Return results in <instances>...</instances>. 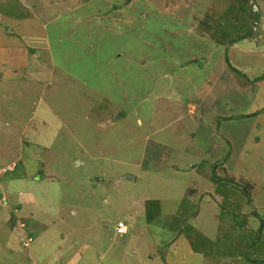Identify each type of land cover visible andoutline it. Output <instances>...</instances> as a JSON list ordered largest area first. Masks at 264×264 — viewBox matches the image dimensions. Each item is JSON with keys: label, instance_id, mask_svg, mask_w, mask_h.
I'll use <instances>...</instances> for the list:
<instances>
[{"label": "rangeland", "instance_id": "374dc122", "mask_svg": "<svg viewBox=\"0 0 264 264\" xmlns=\"http://www.w3.org/2000/svg\"><path fill=\"white\" fill-rule=\"evenodd\" d=\"M125 1L0 0V66L22 77L0 86V146L37 157L53 182L38 193L52 235L33 234L26 251L41 261L60 247L55 264H161L184 235L188 246L207 239L214 264H248L240 251L263 259L264 52L227 42L259 29L264 1ZM14 43L27 55L13 59ZM147 200L159 205L152 221L137 214ZM0 246L14 260L4 234Z\"/></svg>", "mask_w": 264, "mask_h": 264}, {"label": "crops", "instance_id": "0c3cea01", "mask_svg": "<svg viewBox=\"0 0 264 264\" xmlns=\"http://www.w3.org/2000/svg\"><path fill=\"white\" fill-rule=\"evenodd\" d=\"M256 22H257V26H259V29H255L256 31L255 30L253 31L255 32L259 31L260 33L253 32L251 35L245 36L244 38L237 40L235 43L230 45L229 48L232 49L233 51L238 50L241 52H243L245 48H247V51L249 49H253L252 52H255V53L264 52V44H263L264 43V18H259L258 21ZM9 42L10 41L7 40V43ZM9 44H6V45H9ZM0 46H1V49H0V55H1V53L3 52L4 44H1ZM12 48H13V52L14 50H16L13 53V56H12L13 59H14L15 54L20 55V57H21V52L26 54L25 51L21 50L20 48L18 49L15 43H14V46L12 45L10 46V49ZM4 55L7 56L6 54ZM0 63H2V61ZM7 64L8 62L6 61L3 67L0 66V70H2L1 71L2 75L0 76V86L3 85V82L5 81V79L14 80L16 78L15 76H19L20 78H22L19 74V69H20L19 67H14V65L8 66ZM223 64L224 62L222 63L221 60L218 62V65H220V67H222ZM208 96L209 95H207V97ZM262 107L264 108V104ZM19 143H20L19 150L24 151L26 149V146L24 145V142L22 141V139H20ZM6 153H10L11 157L5 158L4 155ZM91 155L92 154H90V156ZM38 162H39V159L37 157L28 159V157L23 152H18V151L14 152V148H10L9 146H6V145L0 146V235L1 234L5 235V247L4 248L12 249V251L15 252L16 254L14 260L4 258L0 260V264H5L6 262L7 264H55L56 260L61 259L60 256L63 250H61L60 247L56 248L57 251H51L48 249V247L45 248V251L48 252L51 255V257L49 258L48 256H46L41 261L40 259L42 256L40 253L35 252L37 251L36 248L35 250L33 248L30 249V251L29 250L26 251L25 249L29 247V241L31 239V236H33V234H35L36 236L39 234H49V236L52 235L50 234V228H49L50 222L43 215V213L45 214V209L48 210L49 217L52 216V218L54 219L56 218L55 215L51 214L53 210H52V207H50V205H43V204L38 205L40 204V200H41V197L38 194L39 191L44 190L45 185L47 188L48 185L50 186L53 184V182L46 175H43V174L40 175L38 172H35V168L39 166ZM79 164H82V162L79 161ZM174 167H177V165H175ZM193 168H195L194 165H192L190 169H193ZM174 169L175 171L178 170V168H174ZM4 170L6 171L4 172ZM128 174L131 175L130 173ZM137 178H138V175L135 174L134 180H136ZM251 212L254 213V215L256 214L255 211L250 210L247 213H244V215L250 219V217L253 216ZM142 213H144L145 215V205H144V208L138 209L137 214H142ZM161 214H168L169 216L174 215L173 213H168V212H163ZM15 217L17 218L16 220L17 223H19L17 225L14 224ZM263 228H264V221H263ZM24 229L28 231L27 236H28L29 241H27L26 245H24L22 242L26 235V234L24 235L23 233ZM211 238H214V236ZM186 241L187 239L186 237L184 238V235H178L177 240L173 242L172 244H170V247H169V249H171L170 254L165 256L166 254L165 253L163 258H161V256L159 257L161 260L162 259L164 260V261H161V264H176L178 262H180L181 264H184L185 262L184 258H185L186 252L188 253L189 258H192V260L196 256H199V260L201 261V263L209 264L211 262L209 258H203L202 256L203 252H194L192 248L190 247V245L188 246V243H186ZM203 242H204L203 244L205 246H208L209 248L207 249L205 247L204 250L207 249L208 253H215L213 249H210L207 243V239L204 240ZM201 248L203 249V246ZM24 252L26 253V257L23 256ZM179 252L182 258L179 256L178 254ZM240 256L241 255H239V257ZM178 257H180L179 260H178ZM240 258H242V256ZM148 259L151 262H153V260H157L151 257H149ZM258 259H261V258H258ZM137 260H139V258ZM58 264H68V263L67 261H63L62 263H58ZM211 264H214V262L212 261Z\"/></svg>", "mask_w": 264, "mask_h": 264}, {"label": "trees", "instance_id": "16d2710c", "mask_svg": "<svg viewBox=\"0 0 264 264\" xmlns=\"http://www.w3.org/2000/svg\"><path fill=\"white\" fill-rule=\"evenodd\" d=\"M246 4H247V6H248V3H246V2H241V3H239V5L237 6V7H234L233 9V11H234V13H235V16H239V12L238 11H242L243 10V8H244V6H246ZM252 12H254V13H257V12H255V11H253L252 10ZM230 16V15H229ZM241 16H242V14H241ZM243 17V16H242ZM218 19H220V20H223V19H229V17H227V14L225 13V14H223V15H221ZM237 23V22H236ZM235 23V24H236ZM218 26V25H217ZM219 27V26H218ZM207 28V31L209 30V27H206ZM211 29H212V27H211ZM213 31V30H212ZM252 30H250V32H247V33H242V32H240V34H237L232 40H230V41H228L227 43H235L236 42V40H240V39H242V38H244L245 36H249V35H251L252 33ZM201 33H204V32H201ZM208 34H209V31H208ZM216 41V40H215ZM218 43L219 44H222V43H224V42H221V41H219L218 40ZM226 62H227V67H228V69L229 70H231L233 73H235V74H238L239 73V71L236 69V68H234L233 66H231L229 63H228V61H227V59L225 60ZM218 181V180H217ZM220 182H222L221 180H219ZM218 183V182H217ZM248 201H249V199H248ZM158 214H159V205H158V203H157V201H155V200H147L146 202H145V217H146V219L148 220V221H152V220H154L157 216H158ZM194 215H196V213L194 214ZM194 215H192V216H194ZM262 229H263V221L262 220H260V225L258 226V228H257V231H256V234H258V236H260V232L262 231ZM257 236V237H258ZM255 237V236H254ZM253 238V237H252ZM252 238H250L249 239V244H250V242H253V241H251L252 240ZM188 241H189V244H190V247L192 248V250L194 251V252H205L204 251V249H202L201 247H200V245L198 244V243H196V242H193V241H191V240H189L188 239ZM258 242V241H257ZM256 242V243H257ZM23 244H24V241H23ZM196 244L199 246H196ZM203 247H205V245L203 244L202 245ZM248 252H244V251H240V254L242 255V258L243 259H245V260H247V262L246 263H249L250 264V262H253L254 264H264V258L263 259H258V258H256L255 256L253 257L252 256V258L249 256V254H247ZM161 258H163V256H161ZM259 260V261H258ZM257 262V263H256Z\"/></svg>", "mask_w": 264, "mask_h": 264}, {"label": "built area", "instance_id": "2783aa9c", "mask_svg": "<svg viewBox=\"0 0 264 264\" xmlns=\"http://www.w3.org/2000/svg\"><path fill=\"white\" fill-rule=\"evenodd\" d=\"M114 230H115V233L116 234L123 235V234H126L127 233L128 228H127V225L126 224H124L123 222L119 221V222H117L115 224ZM27 241H29V239L26 240V241H24V245L27 244Z\"/></svg>", "mask_w": 264, "mask_h": 264}, {"label": "water", "instance_id": "95a60500", "mask_svg": "<svg viewBox=\"0 0 264 264\" xmlns=\"http://www.w3.org/2000/svg\"><path fill=\"white\" fill-rule=\"evenodd\" d=\"M125 2H128V0H126ZM125 177H126V178H130V179H133V180H134V176H132V175H129V174H128V175H125Z\"/></svg>", "mask_w": 264, "mask_h": 264}]
</instances>
